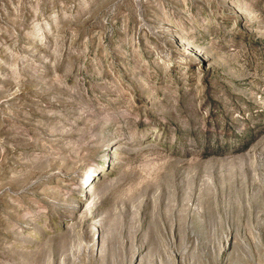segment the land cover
Segmentation results:
<instances>
[{
    "label": "rangeland",
    "instance_id": "1",
    "mask_svg": "<svg viewBox=\"0 0 264 264\" xmlns=\"http://www.w3.org/2000/svg\"><path fill=\"white\" fill-rule=\"evenodd\" d=\"M0 264H264V0H0Z\"/></svg>",
    "mask_w": 264,
    "mask_h": 264
}]
</instances>
